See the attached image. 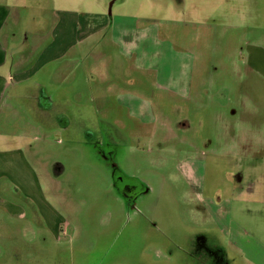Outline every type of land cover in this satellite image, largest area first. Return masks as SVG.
<instances>
[{
  "label": "rangeland",
  "instance_id": "1",
  "mask_svg": "<svg viewBox=\"0 0 264 264\" xmlns=\"http://www.w3.org/2000/svg\"><path fill=\"white\" fill-rule=\"evenodd\" d=\"M0 2L14 10L4 40L11 50L29 47V59L52 40L63 12L108 20L85 48L29 81L12 82L0 103V153H25L46 201L39 209L1 182L26 217L7 219L6 200L0 201V264H220L221 246L230 264H258L235 247L228 229L240 226L250 241L264 243V75L248 66L247 56L251 47L264 50V0ZM125 17L159 29L162 50L172 46L177 59H193L185 95L160 87L155 71L136 68L123 54L113 30L114 20ZM86 52L89 63L84 58L77 67L72 54ZM107 55L111 63H94ZM53 66L68 80L50 79ZM104 72L113 75L105 83L98 79ZM122 93L137 96V121L115 101ZM37 98H49L52 107L45 112ZM54 117H66L70 126L60 127ZM181 122L189 126L178 128ZM191 161L205 162L194 190L184 178L190 172L183 165ZM115 168L125 178L119 186L136 185L135 198L117 190ZM210 197L223 202L214 206ZM214 238L220 251L213 263L192 251Z\"/></svg>",
  "mask_w": 264,
  "mask_h": 264
},
{
  "label": "crops",
  "instance_id": "2",
  "mask_svg": "<svg viewBox=\"0 0 264 264\" xmlns=\"http://www.w3.org/2000/svg\"><path fill=\"white\" fill-rule=\"evenodd\" d=\"M13 11L8 5L0 2V103L12 82L18 83L33 79L43 67L56 65L57 62L70 56L76 49L79 51L81 47L85 48V46H82L83 43L88 41L89 37L93 36L95 32L104 30L108 25L107 17L104 14L75 15L72 12H63L59 15L57 24L54 23L52 40L36 58L29 59L28 56L31 54L29 47L22 51L11 50L7 44L8 42L6 43L4 36H2V32L11 19ZM131 18L125 17L120 18V20H114L113 41H116L122 47L123 54L129 60L132 59L134 61L136 68L141 67L149 71H155L160 87H164L180 95H185L189 91L192 82L193 59H189L188 54L184 56L179 55L181 58L177 59L173 56L172 46L168 48V46L164 45L165 50H162V46L158 44L160 42L157 40L159 29H153V27L143 28L139 25L137 19ZM14 37L15 34L13 32L9 37L10 41L14 42ZM92 52L94 51L92 50ZM72 55L75 58V65L77 67H79L84 58L89 63V58L91 57L89 52L78 56ZM247 56L248 66L252 70H256L264 75V50L251 47ZM111 60L107 55L98 62L94 61V63L101 64L103 61L111 63ZM175 64H177V68ZM63 75L62 71L55 66L49 69V77L55 80V82L63 79L68 80L69 77H64ZM110 76L113 75L109 74ZM109 77L107 78L104 72V77H98V79L100 82L104 81L105 83L109 80ZM90 80V73L88 74L87 72L86 76L82 78L87 91L88 88L93 89ZM130 81L134 84L136 83V79ZM37 99V105L45 112L52 107V101L49 98H45L44 101L41 98ZM115 101L119 105L130 106H134L139 102L137 96L127 93L118 95ZM139 107L142 106L139 105ZM100 114L103 117L102 111ZM44 119L47 122H52L48 117ZM54 119L60 127L67 128L70 126V121L66 117L63 120H61V117H54ZM113 122H118V120H113ZM4 152L0 153V182L6 180L10 187H15L20 192H24L33 198L34 202L38 204L39 209L41 207L44 208L46 201L43 198V192L40 190L41 183L34 169L27 163L25 153L20 149ZM4 160L10 165L5 164ZM27 186L36 188L37 190L34 193L27 192ZM0 201L5 203L4 209L11 217H26L24 212L19 211L20 208L7 199L0 197ZM219 202L222 203L223 200L221 199ZM219 213H221V209H219ZM41 214L44 217L48 216V218L54 217L53 213L49 212ZM228 230L229 237L233 240L236 248L242 250L248 258H252L251 260L254 259L258 264H264V243L260 244L250 241L248 231L240 226H230ZM219 248L222 250V256L224 257L220 259L219 263L230 264L231 260L228 257L227 248L224 249L223 246Z\"/></svg>",
  "mask_w": 264,
  "mask_h": 264
},
{
  "label": "flooded vegetation",
  "instance_id": "3",
  "mask_svg": "<svg viewBox=\"0 0 264 264\" xmlns=\"http://www.w3.org/2000/svg\"><path fill=\"white\" fill-rule=\"evenodd\" d=\"M120 106L125 107V109L128 110V114L131 117V119H135L137 121V103L134 106H130V105H120ZM148 112H149V109H148ZM153 116H154V112H153ZM188 126L189 125L187 122H181V123L177 124L178 128H183V129L187 128ZM191 162L183 165L185 167V170H187L189 168L188 172H190V176H185L184 178L188 184L189 189L194 190V189H196L195 185H197L199 188L201 187L202 178H204L205 172L200 169V168H202L200 166H205V162H203L200 166L198 165L197 162L196 163H194V161H191ZM180 170L182 173L185 171L182 168ZM115 173H117V174H115V177H114L115 181H116L115 187L117 188V190H119V192L125 197H129V198L134 197L135 198L136 194H132V192H134L136 185L132 184V183H125L122 187L119 186V184H121L125 181V178L118 174L119 171L116 168H115ZM204 192H205V190L202 191V189H201L200 196H203ZM217 199H215V197L214 198L210 197L208 200L213 201L214 205H217L215 201L219 202L221 199L223 200V198H221V197L217 198ZM215 241H216V239L214 238V242L212 244L210 243V244L206 245L205 243H203L202 244L204 247V249H202L203 251H201V249L199 247V244H201V242L199 243V241H198V246L195 245L196 247H193L192 251L195 254H197L199 252L198 257L200 259H201V257L203 258V256L205 255L204 253H206L208 259H210L212 257L211 261L213 263L214 261L217 260L216 258H219V251H220L219 249L217 250V248L213 249V247H216L218 245V244H216ZM216 252H218V254H216Z\"/></svg>",
  "mask_w": 264,
  "mask_h": 264
},
{
  "label": "trees",
  "instance_id": "4",
  "mask_svg": "<svg viewBox=\"0 0 264 264\" xmlns=\"http://www.w3.org/2000/svg\"><path fill=\"white\" fill-rule=\"evenodd\" d=\"M0 184H1V182H0ZM0 191L2 192L1 195H2V198H3V199H9V195L4 193L5 190H0ZM4 194H5V195H4ZM21 197L26 198L25 196H21ZM26 199H28V198H26ZM3 212H4V213H3L4 216H5L7 219L11 217V216L5 211V209L3 210Z\"/></svg>",
  "mask_w": 264,
  "mask_h": 264
}]
</instances>
